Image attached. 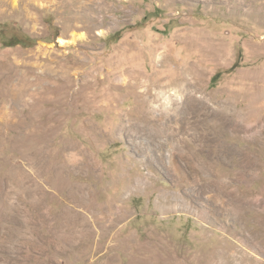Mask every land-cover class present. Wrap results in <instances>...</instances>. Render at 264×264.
Listing matches in <instances>:
<instances>
[{
	"label": "rangeland",
	"instance_id": "rangeland-1",
	"mask_svg": "<svg viewBox=\"0 0 264 264\" xmlns=\"http://www.w3.org/2000/svg\"><path fill=\"white\" fill-rule=\"evenodd\" d=\"M0 264H264V0H0Z\"/></svg>",
	"mask_w": 264,
	"mask_h": 264
},
{
	"label": "bare ground",
	"instance_id": "bare-ground-1",
	"mask_svg": "<svg viewBox=\"0 0 264 264\" xmlns=\"http://www.w3.org/2000/svg\"><path fill=\"white\" fill-rule=\"evenodd\" d=\"M75 38H77V36L75 37ZM71 40V39H70ZM75 39H73V40H71V41H74ZM59 42L61 43V45H64V46H66V44L67 43H69L70 41H68L67 39H65V38H63V37H60V39H59ZM154 48V47H153ZM155 53L153 52V55H154ZM161 58V57H160ZM125 73H127L126 72V70H124V74ZM144 76V75H143ZM123 79L125 80V81H128V83L127 84H129V85H132V86H134V87H139V86H146L147 87V90L145 91L146 93H149V87H150V85H148V81H143V78H142V73L141 74H138V75H131V76H128L127 74H125V77H123ZM122 79V80H123ZM133 81H135V83H133ZM186 82V81H185ZM154 84V83H153ZM153 86V85H152ZM192 86V82L191 81H189V82H187V84L185 83V84H181L180 86H178V88H175L174 90H173V92L171 93V94H168V93H166L163 89H161V90H159L158 92H157V94H158V96L159 97H161L163 100H164V102H167V104L168 103H170L171 102V100H172V96L173 95H177V96H180L181 95V93H180V90H182V91H189L190 90V87ZM151 90V89H150ZM141 94H143V93H141ZM154 107L155 108H158L159 107V105H154ZM180 185V184H179ZM35 209H37V208H35ZM246 210V209H245ZM36 216L38 217V215H34V217L36 218ZM38 219V218H37ZM25 225V224H24Z\"/></svg>",
	"mask_w": 264,
	"mask_h": 264
},
{
	"label": "trees",
	"instance_id": "trees-1",
	"mask_svg": "<svg viewBox=\"0 0 264 264\" xmlns=\"http://www.w3.org/2000/svg\"><path fill=\"white\" fill-rule=\"evenodd\" d=\"M18 44H20V43H18Z\"/></svg>",
	"mask_w": 264,
	"mask_h": 264
}]
</instances>
